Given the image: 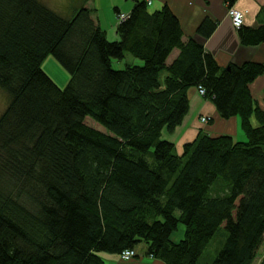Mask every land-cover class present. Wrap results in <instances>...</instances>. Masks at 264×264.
I'll use <instances>...</instances> for the list:
<instances>
[{
  "label": "trees",
  "instance_id": "1",
  "mask_svg": "<svg viewBox=\"0 0 264 264\" xmlns=\"http://www.w3.org/2000/svg\"><path fill=\"white\" fill-rule=\"evenodd\" d=\"M70 1L0 0V264H119L141 242L146 260L198 264L221 228L212 264H253L264 246V108L249 85L264 63L220 66L167 4L116 8L111 39L90 0ZM215 27L206 18L198 32ZM238 29L243 44L264 41L263 26ZM49 55L69 72L65 87L43 70ZM190 87L239 117L246 139L209 134L201 116L204 130L178 153L165 134L189 112Z\"/></svg>",
  "mask_w": 264,
  "mask_h": 264
},
{
  "label": "crops",
  "instance_id": "2",
  "mask_svg": "<svg viewBox=\"0 0 264 264\" xmlns=\"http://www.w3.org/2000/svg\"><path fill=\"white\" fill-rule=\"evenodd\" d=\"M149 1V0H147ZM150 10L162 8L167 4L179 18L184 38L195 39L211 53L220 66L227 67L232 64L240 65L247 61L264 63V41L256 45L243 44L240 31L232 25L229 15L228 0H151ZM87 6L93 9L94 17L99 18L106 28L107 35L116 39V8L130 13L134 7L131 0H90ZM244 14V26L258 28L264 27V0H236L231 5ZM209 18L216 23L215 30L209 37L198 32L200 24ZM250 91L258 104L264 108V73L250 83ZM190 110L173 134H165L175 144L178 153L182 152L183 145L193 141L204 124L201 116H210V124L205 126L206 132L211 135H230L235 140H245L246 135L241 128L240 118L237 116L223 118L213 101L197 93L196 87L188 90ZM113 264V263H112ZM144 264H165L161 260H153Z\"/></svg>",
  "mask_w": 264,
  "mask_h": 264
},
{
  "label": "rangeland",
  "instance_id": "3",
  "mask_svg": "<svg viewBox=\"0 0 264 264\" xmlns=\"http://www.w3.org/2000/svg\"><path fill=\"white\" fill-rule=\"evenodd\" d=\"M47 4L61 8L66 5L64 2H71L70 0H44ZM43 70L49 74L51 78H54V80L62 87H65L69 80H70V74L69 72L58 62V60L53 56L49 55L48 58H46V61L43 63ZM8 98L5 92H3L0 89V114L4 111V109L7 106ZM205 117V116H204ZM86 123L92 126H96L99 128H103L100 124L95 123L91 118L86 119ZM184 231V226L181 224L180 228L177 232V234L174 236L175 239L180 238V235ZM227 237V231L224 228H221L220 231L214 236L212 239V242L207 247L205 252L203 253L200 261L198 264H212L214 259L216 258L218 252L222 248V245ZM145 250H146V244L144 242L139 243L135 248V255L131 258H126L123 253H121L120 257L118 258L119 264H144L148 263L151 260L146 258L148 256H145ZM264 253V246L261 248L260 253L255 260L253 264H258L260 261V257ZM138 255V256H137ZM141 259V261H139ZM153 261V260H152ZM151 261V262H152Z\"/></svg>",
  "mask_w": 264,
  "mask_h": 264
},
{
  "label": "built area",
  "instance_id": "4",
  "mask_svg": "<svg viewBox=\"0 0 264 264\" xmlns=\"http://www.w3.org/2000/svg\"><path fill=\"white\" fill-rule=\"evenodd\" d=\"M229 15L231 17V21H232V24L235 28H239L243 25L244 23V14L241 10L233 7V6H230L229 7ZM122 17H125V15H122ZM202 93H203V89L201 88L200 90ZM206 118L203 117L202 120H205ZM123 255L126 257V258H131L135 255V252L134 250H130V249H127V250H124L123 252Z\"/></svg>",
  "mask_w": 264,
  "mask_h": 264
}]
</instances>
